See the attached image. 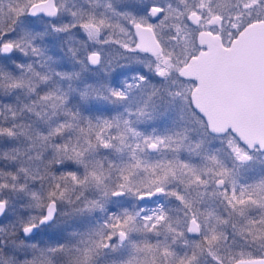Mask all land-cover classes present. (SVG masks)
I'll return each mask as SVG.
<instances>
[{"label":"snow or ice","instance_id":"obj_1","mask_svg":"<svg viewBox=\"0 0 264 264\" xmlns=\"http://www.w3.org/2000/svg\"><path fill=\"white\" fill-rule=\"evenodd\" d=\"M0 264H264V0H0Z\"/></svg>","mask_w":264,"mask_h":264}]
</instances>
